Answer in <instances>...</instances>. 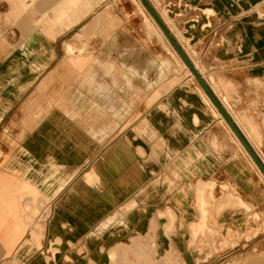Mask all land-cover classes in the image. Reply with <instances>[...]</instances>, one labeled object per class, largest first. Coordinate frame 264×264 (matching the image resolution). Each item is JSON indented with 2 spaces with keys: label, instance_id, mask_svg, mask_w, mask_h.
Instances as JSON below:
<instances>
[{
  "label": "crops",
  "instance_id": "obj_1",
  "mask_svg": "<svg viewBox=\"0 0 264 264\" xmlns=\"http://www.w3.org/2000/svg\"><path fill=\"white\" fill-rule=\"evenodd\" d=\"M106 1L0 0V264H196L210 218L264 264V0H153L186 69Z\"/></svg>",
  "mask_w": 264,
  "mask_h": 264
},
{
  "label": "rangeland",
  "instance_id": "obj_2",
  "mask_svg": "<svg viewBox=\"0 0 264 264\" xmlns=\"http://www.w3.org/2000/svg\"><path fill=\"white\" fill-rule=\"evenodd\" d=\"M55 1V0H52ZM115 1H123V2H137L139 4V9L140 12L145 13V15L147 16V18L150 19V21L153 23V26L155 27V29L157 30V32L160 34L161 36V41L165 42L169 48H171L172 50H176L174 45L171 43V41L169 40V38L166 36V34L163 32V30L160 28V26L158 25V23L155 21V19L153 18V16L151 15V13L148 11V9L146 8V6L143 4L142 0H107L106 3L103 4H109V2H115ZM148 2V4L150 5V7L152 8V10L156 13V15L158 16V18L160 19V21L162 22V24L164 25V27L166 28V30L170 33L171 37L175 40L174 36L172 35V33L170 32V30L168 29V26L165 25V23L161 20L159 14L155 11V9L152 7V3L153 0H146ZM107 6V5H106ZM124 12V11H122ZM123 26V25H122ZM177 43V42H176ZM100 46L99 43H94L93 42V46ZM178 47L179 44H177ZM177 52V57H178V65L184 69H186V66H184V62L180 57L179 52L176 50ZM67 53V52H66ZM180 69V68H179ZM0 145H1V149H8V146L3 142L0 141ZM10 154L8 153H0V172H3L4 169H2V167L4 165H6V163L8 162L9 158H10ZM13 156V155H12ZM15 156V155H14ZM29 204H32V201H28ZM55 205L54 202L49 204L48 206H44L43 209H41V213L36 217L35 220H37L39 223L44 221V227H47V224L50 220L49 215L51 216L52 214V210H54ZM37 211H34V213ZM43 213V214H42ZM44 213H46L48 215V217H40V215H44ZM217 218H210L209 221L208 219H206V224L204 226V229L202 232L198 233L195 237V239H193L192 235V225H186L185 226V233L182 234L181 236L184 238H186L187 240V249H185V253L186 254H190L191 252L193 253L195 248H203L201 251V254L196 258V264H233L231 261V258L233 256L234 250H232V245L230 243L234 242V237L232 235L231 232H224L226 229L225 227H221L220 225L217 224ZM201 221V220H200ZM212 221V224H207V222ZM42 224V223H41ZM44 254L49 257H51L53 255V250H44ZM184 256L185 254H181L179 251L173 252L170 256L169 253H167L165 256H162L160 259H153V251L152 250H146L145 252V256L140 259V258H133L130 255L128 264H169V262L171 264H186L185 260H184ZM3 262H7L10 263L12 261V257H7L3 259Z\"/></svg>",
  "mask_w": 264,
  "mask_h": 264
},
{
  "label": "water",
  "instance_id": "obj_3",
  "mask_svg": "<svg viewBox=\"0 0 264 264\" xmlns=\"http://www.w3.org/2000/svg\"><path fill=\"white\" fill-rule=\"evenodd\" d=\"M142 2L146 6V8L148 9V11L151 13V15L153 16V18L155 19V21L158 23V25L160 26V28L163 30V32L166 34V36L169 38V40L171 41V43L174 45L175 49L179 52V54L182 56V58L185 59L184 55L182 54L181 49L178 47L177 43L171 37L170 33L166 30V28L164 27V25L162 24V22L160 21V19L156 15V13L152 10V8L148 4V2L146 0H142Z\"/></svg>",
  "mask_w": 264,
  "mask_h": 264
}]
</instances>
